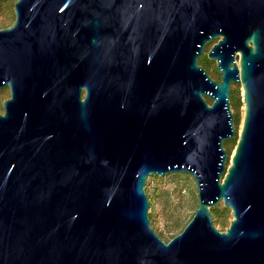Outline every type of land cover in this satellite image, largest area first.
Wrapping results in <instances>:
<instances>
[{
  "label": "water",
  "instance_id": "1",
  "mask_svg": "<svg viewBox=\"0 0 264 264\" xmlns=\"http://www.w3.org/2000/svg\"><path fill=\"white\" fill-rule=\"evenodd\" d=\"M14 10L0 29V264H264V0ZM216 39L203 59L221 81L199 63ZM233 82L245 116L227 167ZM183 171L199 204L166 243L145 186ZM220 201L234 217L225 231Z\"/></svg>",
  "mask_w": 264,
  "mask_h": 264
},
{
  "label": "rangeland",
  "instance_id": "2",
  "mask_svg": "<svg viewBox=\"0 0 264 264\" xmlns=\"http://www.w3.org/2000/svg\"><path fill=\"white\" fill-rule=\"evenodd\" d=\"M11 1L2 6L0 10V29L14 24L16 15L14 4ZM217 39L206 45L204 54L200 57V64L206 68L209 74L216 80L221 81V73L217 70L216 60L203 61V57L212 48ZM208 63V65L204 64ZM235 98L231 101V110L235 116V128L237 135L224 141L227 150V167L231 164V155L235 152L240 131L243 127L245 116V103L243 101V87L241 83H232ZM10 98L9 87L0 88V113H4L3 102ZM212 103V100L207 97ZM145 191L152 207L151 226L166 243L180 234L193 218L199 204L198 185L195 176L188 172H171L165 175L150 174L147 179ZM217 213L214 214L215 225L225 231L232 221V209L226 207L223 201L215 206Z\"/></svg>",
  "mask_w": 264,
  "mask_h": 264
},
{
  "label": "trees",
  "instance_id": "3",
  "mask_svg": "<svg viewBox=\"0 0 264 264\" xmlns=\"http://www.w3.org/2000/svg\"><path fill=\"white\" fill-rule=\"evenodd\" d=\"M11 1H13V0H0V10H1V8H2L3 5H5V4H7V3L11 2ZM14 1H17V0H14ZM204 64L208 65V63H204ZM234 98H235L234 90L231 89L230 99L234 100ZM151 207H152V204H151ZM212 211H213V215L217 213L216 208H213ZM149 216L151 218V215H149Z\"/></svg>",
  "mask_w": 264,
  "mask_h": 264
},
{
  "label": "bare ground",
  "instance_id": "4",
  "mask_svg": "<svg viewBox=\"0 0 264 264\" xmlns=\"http://www.w3.org/2000/svg\"><path fill=\"white\" fill-rule=\"evenodd\" d=\"M241 130H242V129H241ZM234 153H235V152H233V154L231 155V160H232V157L234 156Z\"/></svg>",
  "mask_w": 264,
  "mask_h": 264
},
{
  "label": "flooded vegetation",
  "instance_id": "5",
  "mask_svg": "<svg viewBox=\"0 0 264 264\" xmlns=\"http://www.w3.org/2000/svg\"><path fill=\"white\" fill-rule=\"evenodd\" d=\"M203 61H204V62H207V61H205L204 59H203ZM199 63H200V60H199ZM205 69H206V68H205ZM220 78H221V77H220Z\"/></svg>",
  "mask_w": 264,
  "mask_h": 264
}]
</instances>
